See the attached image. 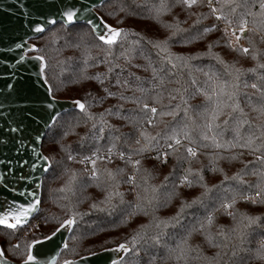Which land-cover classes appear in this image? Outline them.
<instances>
[{"label":"snow or ice","instance_id":"1","mask_svg":"<svg viewBox=\"0 0 264 264\" xmlns=\"http://www.w3.org/2000/svg\"><path fill=\"white\" fill-rule=\"evenodd\" d=\"M61 3L63 8L55 16L41 14L31 19L29 13L21 14L24 35L10 41L6 52H0V61H4L0 64V77L19 81L24 78L25 72H35L37 79L47 83L50 65L44 48L37 43H29V40L42 37L50 27L59 24L69 38L67 46H84V64L73 73L70 82L95 81L99 87L95 95L88 94L91 98L87 102L72 100L70 103L74 112L67 119L66 113L55 110L51 102L46 104L47 114L39 120L43 122L42 127L52 133L50 140L48 133L39 130H32L36 134L31 135L26 121H31L33 111L20 90L12 83H6L0 90V122L4 124L0 128V194L5 195V199L0 201V226L12 230L0 236V264H92V258L99 257L102 252L116 254L108 258L107 264H136L137 261L141 264H170L173 260L177 264H188L191 251L197 253L196 259L220 264L221 249L230 253L225 264H247L246 257L264 261V239L258 241L254 255L247 247L250 234L257 229L264 230V214L252 215L236 209L241 201L264 205V124L254 125L247 118H242L246 117L245 107L253 105V93L249 89L254 90L260 99V106L252 110L264 115V50L255 46L251 49V57L257 63L255 68L247 71L257 73L259 82L251 84L241 78L244 75L241 69L233 70L213 52L223 40L225 46L233 51L249 54L250 48L239 41L246 32L253 31L248 28L249 17L256 25L254 18L259 16L260 25H264V0H259L258 12L252 10L255 0H227L230 16L214 7L213 0H206V5L205 0H159L148 8L153 18L171 14L176 7H180L185 14L184 20L173 16L171 22L162 25L166 30L163 39H146L135 32L128 33L123 28L110 26L105 21L103 12L106 6L111 9L110 15L118 10L126 17L134 4L136 8L143 7L136 0H87L86 3L84 0H68V3L61 0ZM203 6H207L209 14L215 18L210 26L202 24L208 17L194 10ZM189 19L191 24H188ZM185 24L187 27H184ZM68 28L75 32H68ZM89 31L98 43H87L85 38ZM216 31L222 33L220 39L209 41L204 53L184 56L171 51L173 45H192L206 40L210 33ZM129 36L135 39H129ZM91 47L98 49L96 57L86 54ZM203 58L209 60L207 70L203 67H196L195 70L206 79L204 87L195 91L204 95L208 106L202 111H195L189 105L188 97L192 94L187 89H183L182 93L180 87L168 89L169 100H176L177 95L173 93H177L180 94V103L170 104V110L160 111L159 115L171 116L173 122L165 123L163 129L149 134L145 126H156L158 113V108L150 106V102L157 100L167 84L180 85V80L176 78L178 68H187L190 61ZM10 63L14 65L11 68ZM99 65L104 67V71L92 76L86 73L87 67ZM216 65L221 66L229 80L220 78L214 70ZM138 71L147 75H137ZM191 83L195 85L197 81L192 79ZM51 91L49 87V93ZM110 100L115 103L102 107ZM97 107H102V110L94 111ZM225 107L230 111L223 113L221 109ZM219 115H225V119L214 123ZM197 119L203 123L198 124ZM81 126L86 130L79 136L75 148L65 145V137L70 133L78 135L76 129ZM202 127L204 131L200 130ZM229 131L232 135L226 137ZM45 141L51 145L47 155L44 154ZM66 148L67 161L91 164L92 167H85L80 175L69 169L63 158L56 159V155ZM84 152L88 154L84 155ZM245 152L254 158L250 161L240 159ZM151 153H155L154 159L161 164L167 163L170 155H175L176 160L172 171L156 185H148L152 172L142 168L144 159L153 158L149 156ZM199 155H206L209 163L193 167L194 161L199 162ZM114 159H119L126 167L130 166L131 174L126 173L125 168L105 169V182L96 167L97 162L111 163ZM236 161L242 167L231 175L220 166L221 163L230 165ZM58 166L62 174L71 173L66 186L58 191H72L75 195L73 185H78L81 193L94 185L101 193L100 198L78 197L73 202L61 197L67 200L66 204L60 205L66 210L64 217L53 218L55 223L51 234L33 239L21 253L19 243L13 244L11 236L37 214L46 182L49 176H55ZM141 171L145 176L138 181ZM208 172L218 173L222 179L218 183H210L206 179ZM249 176H255L256 181L248 180ZM121 185H128V191H121ZM185 188H199L200 191L186 199L182 198L180 191ZM129 193L131 200L126 199ZM84 199L91 200V203L87 210L81 211L79 205ZM174 199H180L174 215L161 219L153 214L148 224H141L139 229L124 237V242L111 248L102 247L101 252L85 248V254H80L81 241L95 236L97 230H106L101 225L118 229L139 214L149 215L145 201L154 213L160 207H167ZM218 215L230 217L232 225L226 228L215 224ZM43 220L45 225L52 223L47 215ZM213 226L215 233L211 230ZM194 234H200L210 247L218 250L210 260L200 256L198 247H189L188 241ZM57 236L60 242L54 248L47 252L40 250V246L52 242ZM177 236L179 241L173 246L171 241ZM159 250H163L164 254H158ZM61 251L70 252L72 257L78 258L61 260L58 258ZM9 255L11 259L6 258Z\"/></svg>","mask_w":264,"mask_h":264},{"label":"trees","instance_id":"2","mask_svg":"<svg viewBox=\"0 0 264 264\" xmlns=\"http://www.w3.org/2000/svg\"><path fill=\"white\" fill-rule=\"evenodd\" d=\"M159 0H136V3H142L143 7L136 8L135 4L133 5V9H130L128 11V15L125 17V13L120 12L116 10L114 14L110 15L109 12L111 9L106 6L103 12L104 19L107 23H109L113 27H122L126 32L132 33L135 32L138 35L144 36L146 39H163L164 35L166 34V30L162 27L164 23H169L172 21L173 16H176L179 20L185 19V14L181 10L180 7H176L172 10L171 14L165 13L159 18H153L148 13V8L154 4L158 3ZM206 5V0H205ZM213 6L220 9L225 15L230 16L231 11L230 8L227 6V0H213ZM195 11L204 13L208 18L204 19L202 21V24L205 26H210L212 23L215 22V18L209 14V9L207 6L199 7L197 9H194ZM253 11L258 12L259 11V0H255V3L252 8ZM100 15L101 13L98 12ZM123 18L121 22V18ZM249 23L248 28L253 29V31L246 32L239 43L245 47L250 48L249 54H244L242 52L233 51L231 48L225 46V41L221 40L220 44L213 49V52L216 53L220 59L225 61L233 70L234 69H241L244 72V75L241 77L244 80H247L249 84L257 82V73L254 72H248V69H252L256 67V61H254L251 57V49L253 46L259 50H264V25H260V17L257 16L254 19H256L257 24L254 25L252 23L253 18L249 17ZM192 20H188V24H191ZM184 27H187V24L184 25ZM223 28L224 26H221ZM68 32H75L74 29L68 28L66 29ZM65 29L61 28V25L57 24L54 27H50L47 32L40 38H34L31 41L33 43H37L38 46H43L44 48V54L48 58L47 62L50 65V68L47 71V81L52 89L51 93L54 97L58 98H67V99H80L82 102H87L91 97L88 95L91 93L92 95H95L98 90V85L95 81H84L83 83H72L70 82V78L73 76V73L76 72V70L83 66L84 59H83V48L82 45L81 48L76 47H69L66 44V41L69 39L67 36H65ZM54 34V35H53ZM222 33L220 31H216L213 33H210L208 38L204 41H198L192 45L188 46H181V45H173L171 46V51L175 54H180L184 56L189 55H199L201 53H204L207 50V43L209 41H216L220 39ZM129 39H135V37H128ZM87 40V43L89 45H93L95 43H98L95 40V37L91 35L90 31L88 36L85 38ZM251 42V43H250ZM117 51L119 49L117 48ZM98 53V49L96 47H91L90 50L86 53L87 55H90L92 57H96ZM102 55V53L100 54ZM71 58V59H69ZM91 63V61H89ZM212 64H215V61H212ZM209 66V60L207 58H203L201 60H194L190 61V66L187 68L181 67L176 70V78L180 80V85L176 84H167L165 86V89L162 90L155 102H150V106H155L158 108V113L156 116V126H145L146 131L149 134H155L156 131L161 130L164 128L165 123H172L173 117L171 116H160V111H169V105L172 106L176 105L177 103H180V94L173 93L177 95L176 100H169V91L168 89H174L177 87L181 88V93L183 92V89H187L188 93H191L192 95L188 97L189 105L192 107L195 111H202L204 107H207V101L205 100V97L202 93H197L195 90L197 88L204 87V81L205 76L201 72H197L195 69L196 67H203L205 70H207ZM65 69L64 71H61V69ZM223 80H229L230 77L227 76L220 65H216L214 69ZM86 73L89 76L95 75L97 72L104 71V67L102 65L99 66H91L87 67L85 69ZM135 71V70H134ZM137 75L145 76L147 73L144 72H137ZM192 79H195L197 83L193 85L191 83ZM60 81H64L63 84L60 83ZM250 93H253L251 96L253 105L249 107H245V113L246 117L252 124H264V115H260L259 112L253 111V107H259L260 106V99L258 94L254 93V90L249 89ZM115 103L114 100L108 101L105 105L102 107H107L108 104ZM102 107H97L94 109V111H101ZM126 107H132V105H126ZM221 111L223 113H227L230 111L229 108H222ZM74 112V109L72 111L66 112L65 118L67 119L70 117ZM65 114V113H64ZM182 115V113H181ZM225 119V115H219L217 120L214 123H221ZM198 124H202L203 121L200 119H197ZM85 127L81 126L80 128L76 129L77 134H69L64 139V144L70 147L75 148L76 142L79 139V136L83 135L85 132ZM201 131H204L203 127L200 129ZM59 131V129L57 130ZM243 131V129H242ZM48 137L49 140L51 139L52 133L48 130ZM211 135V133H209ZM226 137H231L232 133L229 131L226 134ZM186 144V142H183ZM45 144L47 145L44 149V154L47 155L51 145L48 141H45ZM67 148L60 152L58 155H56L57 160H61L63 158L64 164L71 170H74L77 172L78 175L83 174V169L85 167H89L92 165H84L80 164L78 162L73 161H67L66 155H67ZM183 152V148L180 150ZM84 155H87V152L83 153ZM150 157L153 158H147L144 159L142 162V168L148 169L152 172V176L148 178V185H156L163 180L165 175H168L170 171L173 169V165L176 163L175 155H170L167 158V163L161 164L158 161L154 159L155 153L149 154ZM254 157L252 155H249L247 152L240 158L245 161H250ZM198 163L196 161L193 162V167H200L201 165H207L209 163V159L206 155H199L198 156ZM225 169L228 175H231L232 173L238 171L242 165L239 161L233 162L230 165L226 163H221L220 165ZM96 167L100 171L101 178L105 182H107V177L105 174V169H115L117 167L119 168H125V172L128 174H131V167H126L125 164L120 161L119 159H114L111 163H108L107 161H98ZM71 173L68 174H62V169L58 166L55 172V176H49L48 181L46 182V185L43 189L42 196V205L39 209V212L31 219L30 223L26 226L20 227L18 230H16L15 235L11 236L12 243L16 244L19 243L20 248L19 252H24L25 246L27 243H30L33 239L37 238H43L44 235H48L51 233L53 224L55 223V220L53 218H63L65 215V209H62L60 205L66 204L67 200L61 199V197H67L68 200L75 201L78 197H93L95 199H99L101 193L96 189V187L93 185L86 189L84 193H81L79 191L78 185H73V188L75 190V195H73L72 191H65L60 192L58 189L61 187L66 186V181L68 180V176ZM145 176V173L141 171L138 174V181H140V178ZM206 179L210 183H218L222 176L218 173H211L208 172L206 174ZM248 180L255 182L256 177L255 176H249L247 177ZM129 186L128 185H121L120 190L121 191H128ZM182 198L190 199L192 196L197 195L200 191L199 188H193V189H181ZM149 196H151V192L148 193ZM126 199L131 200L132 195L129 193L126 196ZM89 203H91V200L84 199V202L79 205V209L81 211H85L88 208ZM180 204V199H174L171 203L167 205V207H160L158 208L154 213L153 209L147 205V202L145 201V209L149 212L148 216H144L143 214H139L136 218H133L131 222H129L126 225H121L118 229L116 228H108L107 225H101L102 227H105L106 230L101 232L97 230L95 236H89L87 239L81 241V249L80 254L84 255L83 249L91 247L94 251L102 249V247L108 248L109 246H114L116 243L124 242V237L129 236L133 233V230L139 229V226L141 224H148L149 221L152 218V215L154 214L157 217H160L161 219H167L168 217L174 215L176 210L178 209ZM236 209H238L240 212H246L252 215H262L264 214V205H251L246 202H239L236 205ZM48 216L49 219L52 221V223H49L47 225L44 224L43 217ZM35 220L40 222V228L39 230H32L30 231L28 226ZM215 224L223 225L226 228L230 227L232 225V220L230 217L226 215H218ZM213 233H215L216 228L213 226L211 229ZM12 230L0 227V236H3L6 233H11ZM167 231H171V229H168ZM261 239H264V230L257 229L253 231L250 234V242L248 243L247 247L252 250V254L254 255L255 250L258 247V241ZM179 241V236H177L176 239L171 241V244L175 246ZM188 245L190 248H199V254L203 258H208L209 260L217 253V249L214 247H210L203 239V237L200 234H194L188 241ZM69 246L71 248V242H69ZM11 251V250H9ZM221 261L220 264H225V261L227 260V257L230 255V253L226 249H221ZM158 254L163 255V250H159ZM143 255V253L141 254ZM197 253L195 251H191L189 253V261L188 264H208V260L205 259H196ZM9 259H11V256H8ZM64 258H77L72 257L70 252H61V255L59 259ZM146 259V258H145ZM247 264H264V261H261L259 259L255 258H248L246 257ZM136 264H141L140 261H137ZM170 264H177L175 260L170 261ZM180 264H183V262H180Z\"/></svg>","mask_w":264,"mask_h":264},{"label":"water","instance_id":"3","mask_svg":"<svg viewBox=\"0 0 264 264\" xmlns=\"http://www.w3.org/2000/svg\"><path fill=\"white\" fill-rule=\"evenodd\" d=\"M84 2L86 3L87 0H84ZM64 3H68V0H64ZM25 5H27V7H24ZM62 8L63 4L61 0H0V52H6L10 41L16 40L18 37L24 35L21 29L22 13H29L30 18L35 19L41 14L45 16H55L57 11L62 10ZM97 15L100 14L97 12ZM31 40L32 39L29 40V43H33ZM3 63L4 61H0V64ZM13 66L14 65L11 63L9 64L10 68ZM6 83L14 84L16 88L20 90L21 96L26 98L28 105L31 107L33 116L31 121H26V123L29 125V131L33 136H35L36 133L32 130H39L46 133L48 131V129L42 127L43 122L39 120V117L46 116L47 114V109L45 107L47 103L51 102L55 110L61 111L62 114L73 110V105L70 103L72 99L54 97L52 93H49V83H45L43 79H37L35 72H25L24 78L19 81L0 77V90L4 89ZM13 107H16V105H13ZM2 127H4V124L0 122V128ZM4 199L5 195L0 194V201ZM9 199H11V197H9ZM39 209L40 207L36 210V213L39 212ZM35 215L36 214H34V216ZM26 225L28 224L24 226ZM50 234L51 233L48 235ZM59 242L60 237L57 236L52 242H45L44 245L40 246V250L42 252H47L54 248ZM114 246H109L108 248ZM101 251L102 249L97 250V252ZM115 255V253L102 252L99 257L92 258V264H107L108 258Z\"/></svg>","mask_w":264,"mask_h":264},{"label":"built area","instance_id":"4","mask_svg":"<svg viewBox=\"0 0 264 264\" xmlns=\"http://www.w3.org/2000/svg\"><path fill=\"white\" fill-rule=\"evenodd\" d=\"M220 25H221V26H224L223 23H221ZM88 168H91V166H89ZM35 225H40V222H39V221H34L33 227H34ZM39 228H40V227H34L35 230H39Z\"/></svg>","mask_w":264,"mask_h":264},{"label":"rangeland","instance_id":"5","mask_svg":"<svg viewBox=\"0 0 264 264\" xmlns=\"http://www.w3.org/2000/svg\"><path fill=\"white\" fill-rule=\"evenodd\" d=\"M35 221H37V220H35ZM33 224H34V222H32L31 224H29V226H28V228H29L30 231L34 230Z\"/></svg>","mask_w":264,"mask_h":264}]
</instances>
